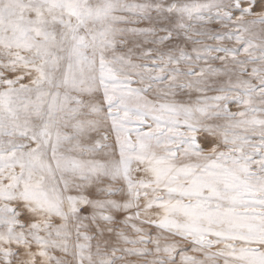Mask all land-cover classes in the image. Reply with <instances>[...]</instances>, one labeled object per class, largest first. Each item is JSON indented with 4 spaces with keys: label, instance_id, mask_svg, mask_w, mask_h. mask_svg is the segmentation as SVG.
<instances>
[{
    "label": "snow or ice",
    "instance_id": "1",
    "mask_svg": "<svg viewBox=\"0 0 264 264\" xmlns=\"http://www.w3.org/2000/svg\"><path fill=\"white\" fill-rule=\"evenodd\" d=\"M0 264H264V0H0Z\"/></svg>",
    "mask_w": 264,
    "mask_h": 264
}]
</instances>
